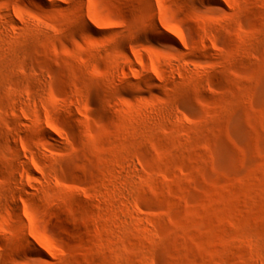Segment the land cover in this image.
I'll return each instance as SVG.
<instances>
[{
    "label": "rangeland",
    "instance_id": "rangeland-1",
    "mask_svg": "<svg viewBox=\"0 0 264 264\" xmlns=\"http://www.w3.org/2000/svg\"><path fill=\"white\" fill-rule=\"evenodd\" d=\"M0 264H264V0H0Z\"/></svg>",
    "mask_w": 264,
    "mask_h": 264
},
{
    "label": "bare ground",
    "instance_id": "bare-ground-1",
    "mask_svg": "<svg viewBox=\"0 0 264 264\" xmlns=\"http://www.w3.org/2000/svg\"><path fill=\"white\" fill-rule=\"evenodd\" d=\"M156 35H157V38H159L160 40L162 39V36H163L162 34L156 33Z\"/></svg>",
    "mask_w": 264,
    "mask_h": 264
}]
</instances>
